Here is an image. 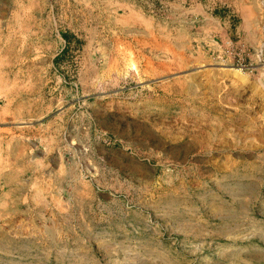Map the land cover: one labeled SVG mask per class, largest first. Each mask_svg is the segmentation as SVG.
<instances>
[{
	"label": "rangeland",
	"instance_id": "rangeland-1",
	"mask_svg": "<svg viewBox=\"0 0 264 264\" xmlns=\"http://www.w3.org/2000/svg\"><path fill=\"white\" fill-rule=\"evenodd\" d=\"M130 1L169 8L180 36L174 0H0V142L3 118L66 105L108 157L73 140L88 182L73 214L58 203L56 237L33 247L0 238V264H264V0L252 21L183 0L185 47L163 63L130 31ZM215 15L229 39L199 41Z\"/></svg>",
	"mask_w": 264,
	"mask_h": 264
},
{
	"label": "crops",
	"instance_id": "crops-1",
	"mask_svg": "<svg viewBox=\"0 0 264 264\" xmlns=\"http://www.w3.org/2000/svg\"><path fill=\"white\" fill-rule=\"evenodd\" d=\"M213 1L217 7L233 8L232 13L236 12L243 19L252 21L257 16L259 0ZM173 2L172 15L175 21L179 22L175 29L180 36L177 35L176 38L171 37L169 8L156 17L145 14L141 5L132 1L123 2L125 5L122 6L128 10L125 11L129 19L127 25L130 31L137 35L135 38L143 43L146 56L156 57L155 60L160 63L169 59L173 39L178 49L185 47V43L180 41L184 35L180 22L182 15H188V10L183 6V0ZM191 12L204 16L205 8L199 4ZM240 31L241 41H244L246 46L253 44L252 39H256V33H251L249 38L242 28ZM227 34L228 27L223 22V17L215 15L205 20L198 40L209 42L208 37L211 36L212 43V36H215L227 41ZM216 49L217 57L220 51L219 47ZM61 99L71 103L76 98H68L65 95ZM77 99L86 103L88 98ZM50 101H53L52 98ZM12 115L7 119L3 118L1 127L0 238L3 245L5 241L9 242L8 246H14L16 241H23L26 246L33 247L35 241L41 240L42 237L49 240L56 237L55 232L61 224L57 217L58 203L62 209L61 215H72L74 187L79 188L80 185V189L84 191L88 186V182L78 172V167H74L79 161L70 157L73 140L85 145H89L90 140H93L92 143L99 147L98 152L103 158L108 157L105 149L101 148L103 144L96 138H91L88 131L85 135L82 134V124L79 125L80 120L72 115L71 107L65 105L57 112L26 111L14 112ZM110 193L103 191L101 195L111 198L113 193ZM88 198L89 193L84 196L82 192L81 199L87 202Z\"/></svg>",
	"mask_w": 264,
	"mask_h": 264
}]
</instances>
